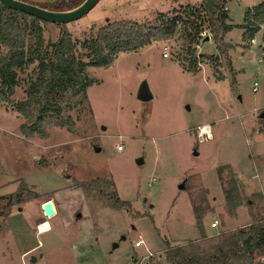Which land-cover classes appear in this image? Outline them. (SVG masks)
Listing matches in <instances>:
<instances>
[{"label":"rangeland","instance_id":"374dc122","mask_svg":"<svg viewBox=\"0 0 264 264\" xmlns=\"http://www.w3.org/2000/svg\"><path fill=\"white\" fill-rule=\"evenodd\" d=\"M217 1L99 0L66 26L80 49L92 29L108 22L153 23L161 12L188 4L212 16ZM263 1L228 0L229 22L243 24L246 11ZM243 31L236 26L227 33L231 46L218 65L209 57L219 53L216 42L203 38L198 54L208 56L200 57L197 72L178 60L185 45L181 30L120 52L108 66H89L96 79L88 87L89 102L76 104L79 96L63 103L75 131L57 125L54 116L45 118L42 133L22 131L37 115L34 107L29 115L16 108L35 64L19 71L15 93L0 98V264H75L73 251L78 264H173L169 243L186 246H173L177 256L207 262L221 247L233 246L230 238L243 235L239 244L247 245L257 232V247L225 264L262 263L264 25L249 47ZM60 32L46 23V42ZM144 82L153 94L147 101L138 97ZM97 177L113 181L130 206L114 208L97 190L76 186ZM230 190L240 203L235 211L226 198ZM50 198L58 213L47 217L41 205ZM215 219L219 224L212 227ZM141 233L145 245L136 247Z\"/></svg>","mask_w":264,"mask_h":264},{"label":"trees","instance_id":"16d2710c","mask_svg":"<svg viewBox=\"0 0 264 264\" xmlns=\"http://www.w3.org/2000/svg\"><path fill=\"white\" fill-rule=\"evenodd\" d=\"M29 1V0H26ZM85 0H47L32 2L44 8L62 11L81 5ZM228 0H218L214 15H206L205 9L188 4L183 8H175L169 12H161L153 23H142L133 20H118L108 22L97 31H93L84 39L79 49L78 40H75L68 30L66 23H55L61 27L56 41L46 42L44 31L48 21L22 10L10 8L0 2V98L10 99L20 83L19 71L35 64L26 88V98L17 102L16 108L29 115L31 107L36 108L37 115L31 124L23 123L22 131L26 135L43 132V124L47 116H54L55 123L67 126L75 131L76 121L72 116H63V103L67 98L79 97L76 104L89 102L88 87L96 79L90 76L89 66H108L120 52L138 51L140 48L156 40L166 39L182 31L185 45L178 53L180 62H189L185 65L187 71H198L200 57L207 54H198V46L207 29L209 35L216 42L219 53L209 57L218 65L220 55H227L231 46L227 41V33L238 26L244 29L242 39L249 47L256 34L264 25V1L249 8L245 14L243 24L229 22V12L226 9ZM32 39L29 41V38ZM7 49L6 52L3 49ZM112 186L105 190L104 186ZM76 186L89 190H97L109 201L114 208L130 206L122 199L114 182L108 178H93L91 181H77ZM34 194L32 197H37ZM227 202L231 210L240 204L233 193H227ZM260 232L255 233L252 241L247 245L239 244L243 235L230 238L229 248L221 247L219 254L209 257V261L202 262L196 255L177 256L170 247L168 259L173 264H212L217 261L225 264L236 257L241 250H251L257 247ZM224 248V249H223Z\"/></svg>","mask_w":264,"mask_h":264},{"label":"water","instance_id":"95a60500","mask_svg":"<svg viewBox=\"0 0 264 264\" xmlns=\"http://www.w3.org/2000/svg\"><path fill=\"white\" fill-rule=\"evenodd\" d=\"M98 1L99 0H85L81 5L75 8L56 11L44 8L38 4L26 0H0L2 4L10 8L22 10L51 23H68L74 21L89 12L98 3ZM206 39H210V36H206ZM138 97L144 101H147L153 97V94L150 92L146 82L141 85L138 92ZM261 117H264V113L261 114ZM196 154H198L197 151ZM142 162L143 158L141 157L138 159V163L141 164ZM181 187H183V184ZM43 210L47 217L54 216L56 213V207L53 200L48 199L45 201L43 204Z\"/></svg>","mask_w":264,"mask_h":264},{"label":"built area","instance_id":"2783aa9c","mask_svg":"<svg viewBox=\"0 0 264 264\" xmlns=\"http://www.w3.org/2000/svg\"><path fill=\"white\" fill-rule=\"evenodd\" d=\"M202 34H203V35H206V31H204ZM165 49H168V46H165ZM164 56H169L168 51L165 50V52H164ZM203 60L208 61V58H203ZM259 61H260V62H263V61H264V57H260V58H259ZM200 63H201V61H199V64H200ZM254 90H257V82L255 83ZM207 135H209V134L207 133ZM118 148H119V149H122V148H123V144H119V145H118ZM218 224H219V220H217V219H215V220L211 223L212 227H217ZM142 245H145V236H144L143 233L139 234V238H138V240L135 241V246H136V247H140V246H142ZM153 254H154L153 252H150L149 254H147L146 256H144L143 259L146 258V257H148V256H150V255H153ZM134 259H135V258H134ZM137 264H142V260H140ZM260 264H264V260H262V263H260Z\"/></svg>","mask_w":264,"mask_h":264},{"label":"crops","instance_id":"0c3cea01","mask_svg":"<svg viewBox=\"0 0 264 264\" xmlns=\"http://www.w3.org/2000/svg\"><path fill=\"white\" fill-rule=\"evenodd\" d=\"M29 1H32V2H44V1H47V0H29ZM51 199V198H50ZM48 200V199H47ZM46 200V201H47ZM51 200H53V202H54V205H55V207H56V203H55V201H54V199L52 198ZM44 202L45 201H43L42 202V205H41V208H42V213H44V210H43V204H44ZM56 212L58 213V210H57V207H56ZM45 214V213H44ZM56 214V213H55ZM43 222H45V221H43ZM49 222V221H48ZM42 223V222H41ZM40 223V224H41ZM50 223V222H49ZM52 229V227H51V224H50V229H48L47 231H50ZM40 231V230H39ZM47 231H43V232H47ZM42 232V231H41ZM173 246H181V247H185L186 248V246L184 245V244H178V245H173ZM173 246L171 247V245H170V247L171 248H173ZM174 249V248H173ZM72 255H73V258H74V261H75V264H78V262L76 261V253L73 251V253H72ZM182 256H184V255H182ZM179 257H181V256H179Z\"/></svg>","mask_w":264,"mask_h":264},{"label":"bare ground","instance_id":"6f19581e","mask_svg":"<svg viewBox=\"0 0 264 264\" xmlns=\"http://www.w3.org/2000/svg\"><path fill=\"white\" fill-rule=\"evenodd\" d=\"M208 128V125L204 127V129ZM39 230L42 231L41 226L39 225Z\"/></svg>","mask_w":264,"mask_h":264}]
</instances>
